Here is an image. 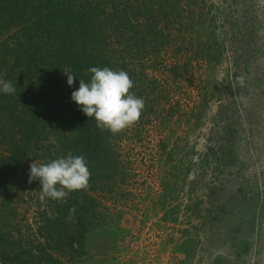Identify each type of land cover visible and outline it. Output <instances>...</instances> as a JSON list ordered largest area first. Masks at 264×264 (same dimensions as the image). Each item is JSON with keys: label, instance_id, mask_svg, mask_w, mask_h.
<instances>
[{"label": "trees", "instance_id": "1", "mask_svg": "<svg viewBox=\"0 0 264 264\" xmlns=\"http://www.w3.org/2000/svg\"><path fill=\"white\" fill-rule=\"evenodd\" d=\"M206 2L0 0V79L16 88L13 95L0 90V264H73L86 254L87 234L106 215L101 191L127 184L124 142L142 145L152 121L162 129L185 114L171 99L170 81L156 74L167 72L175 89L190 82L195 66L206 74L219 67L218 37L203 23ZM91 67L129 74L130 91L145 101L138 123L113 134L80 110L71 94L80 79L90 83ZM64 71L73 72L72 86ZM159 145L166 149V141ZM69 152L85 157L90 188L62 201L39 198V206L46 201L41 218L23 231L8 211L16 214L26 160L48 163Z\"/></svg>", "mask_w": 264, "mask_h": 264}, {"label": "rangeland", "instance_id": "2", "mask_svg": "<svg viewBox=\"0 0 264 264\" xmlns=\"http://www.w3.org/2000/svg\"><path fill=\"white\" fill-rule=\"evenodd\" d=\"M202 8L219 40V67L206 74L195 66L175 89L167 72L156 74L185 114L162 129L152 121L142 145L124 142L127 184L101 191L104 221L73 264H264V0H207ZM35 161L44 164L26 160L16 214L8 211L23 231L46 207L39 181L29 183Z\"/></svg>", "mask_w": 264, "mask_h": 264}, {"label": "clouds", "instance_id": "3", "mask_svg": "<svg viewBox=\"0 0 264 264\" xmlns=\"http://www.w3.org/2000/svg\"><path fill=\"white\" fill-rule=\"evenodd\" d=\"M90 83L80 79L79 88L72 92L71 99L80 106V110L90 119L95 118L97 127L110 130L113 134L131 128L139 122L145 101L130 91L134 82L127 72L114 71L109 67H91ZM67 83L72 86L75 76L71 71H64ZM241 87L245 84L244 76L237 77ZM0 90L6 95H13L16 88L11 81L0 79ZM91 172L84 156H73L51 160L48 163L35 161L30 164L29 183L38 180L41 201L46 198L62 201L72 191L90 188ZM75 209H70L69 219Z\"/></svg>", "mask_w": 264, "mask_h": 264}]
</instances>
